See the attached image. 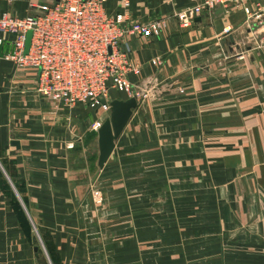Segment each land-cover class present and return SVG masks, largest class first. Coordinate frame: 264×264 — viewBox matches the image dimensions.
<instances>
[{
    "label": "crops",
    "instance_id": "obj_1",
    "mask_svg": "<svg viewBox=\"0 0 264 264\" xmlns=\"http://www.w3.org/2000/svg\"><path fill=\"white\" fill-rule=\"evenodd\" d=\"M49 1L0 0V16ZM195 1L105 0L110 14L167 27L129 38L140 64L129 79L159 91L102 168L100 110L37 94L35 71L0 43V160L25 204L0 175V264H264V25L216 4L180 27L173 12Z\"/></svg>",
    "mask_w": 264,
    "mask_h": 264
},
{
    "label": "built area",
    "instance_id": "obj_2",
    "mask_svg": "<svg viewBox=\"0 0 264 264\" xmlns=\"http://www.w3.org/2000/svg\"><path fill=\"white\" fill-rule=\"evenodd\" d=\"M105 0H51L33 3L23 16H0V43L7 37L12 50L4 54L19 68L35 71V92L51 102L73 106L83 103L109 111L111 91L135 96L138 104L149 97V82L135 84L128 74H137L140 64L129 58L131 35L158 36L167 27V18L129 19L120 12L110 14ZM216 4L238 7L250 30L264 25V0H197L173 12L180 27ZM31 30L25 52V38ZM7 36V37H6ZM151 63H160L152 58ZM104 99L102 102L101 100ZM101 119L91 122L95 130Z\"/></svg>",
    "mask_w": 264,
    "mask_h": 264
},
{
    "label": "water",
    "instance_id": "obj_3",
    "mask_svg": "<svg viewBox=\"0 0 264 264\" xmlns=\"http://www.w3.org/2000/svg\"><path fill=\"white\" fill-rule=\"evenodd\" d=\"M30 37L31 30H28L25 38V52L29 47ZM101 101L103 102L104 99ZM109 104V114L104 118L97 129V165L99 168L104 166L115 146L116 139L124 130L133 110L138 107V102L135 96H129L127 98H112L109 100ZM11 143L16 146L19 145L18 140L16 139L11 140Z\"/></svg>",
    "mask_w": 264,
    "mask_h": 264
},
{
    "label": "rangeland",
    "instance_id": "obj_4",
    "mask_svg": "<svg viewBox=\"0 0 264 264\" xmlns=\"http://www.w3.org/2000/svg\"><path fill=\"white\" fill-rule=\"evenodd\" d=\"M231 53H234V52H231ZM231 55H233V54H231ZM229 58H232V56L229 57ZM153 83H154V81L150 83V86L152 87V89L150 90L151 93L149 94V97H152L153 95H156L157 92L159 91L158 88L156 87V84H153ZM165 87L167 88L169 86H165ZM179 90L182 91L183 88H181V89L179 88ZM113 93H116V94L118 93L119 95H123V96L126 95L127 97H129V95L126 94L125 92L116 91V90H112L111 93H110L111 94L110 96H114L115 94H113ZM111 99H112V97H111ZM155 100L150 101V104L151 103H154ZM144 102H145V100H144ZM141 103H143V102H141ZM57 104H63V103H57ZM80 106L82 107L83 105H80ZM84 108L85 109L96 110V111L100 110V109H93V108H89V107H84ZM99 113L101 114V122H102L104 120V118L109 114V111H102V110H100ZM103 114H104V116H103ZM0 175H2L4 177V179H5V187H7L9 189L8 192L10 194V200L12 201V203H16L18 206H25L21 194L19 196L17 194V191L14 188V187H16V189H17L16 183L15 182L14 183L11 182V178L9 177V175L7 174V172H5V168H4V165L1 162V160H0ZM35 244L37 245V248L41 251V253L42 252H45L43 250L44 248H43L42 238H41L39 232H37V228L35 229ZM43 254H45V253H43ZM46 264H51V263L47 261Z\"/></svg>",
    "mask_w": 264,
    "mask_h": 264
},
{
    "label": "trees",
    "instance_id": "obj_5",
    "mask_svg": "<svg viewBox=\"0 0 264 264\" xmlns=\"http://www.w3.org/2000/svg\"><path fill=\"white\" fill-rule=\"evenodd\" d=\"M52 262H53V260H52ZM54 264V263H53Z\"/></svg>",
    "mask_w": 264,
    "mask_h": 264
},
{
    "label": "bare ground",
    "instance_id": "obj_6",
    "mask_svg": "<svg viewBox=\"0 0 264 264\" xmlns=\"http://www.w3.org/2000/svg\"><path fill=\"white\" fill-rule=\"evenodd\" d=\"M138 102V101H137ZM139 105V104H138Z\"/></svg>",
    "mask_w": 264,
    "mask_h": 264
}]
</instances>
